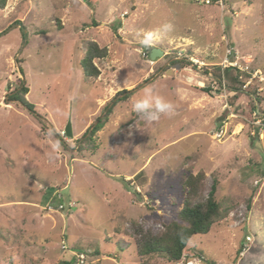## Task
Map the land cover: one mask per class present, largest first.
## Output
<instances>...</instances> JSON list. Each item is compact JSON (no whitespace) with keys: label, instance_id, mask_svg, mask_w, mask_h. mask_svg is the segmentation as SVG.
<instances>
[{"label":"rangeland","instance_id":"374dc122","mask_svg":"<svg viewBox=\"0 0 264 264\" xmlns=\"http://www.w3.org/2000/svg\"><path fill=\"white\" fill-rule=\"evenodd\" d=\"M86 38L109 50L95 59L93 82L81 66ZM152 48L164 54L152 60ZM226 60L251 73L243 79L263 98L253 117V95L235 96L215 78ZM21 83L36 112L12 99ZM146 87L174 104L173 118L131 111ZM122 90L134 94L116 105L97 148L80 152L78 139ZM258 114L264 0H8L0 10V264H264ZM200 171L202 196L218 180L229 216L194 235L179 262L140 256L131 222L162 232L182 206L185 177Z\"/></svg>","mask_w":264,"mask_h":264},{"label":"trees","instance_id":"16d2710c","mask_svg":"<svg viewBox=\"0 0 264 264\" xmlns=\"http://www.w3.org/2000/svg\"><path fill=\"white\" fill-rule=\"evenodd\" d=\"M7 2L8 0H0V10L6 7ZM81 48L83 50L81 66L84 80L93 82L101 74L95 59L106 58L109 54L108 47H101L95 40L86 38L82 39ZM20 71L23 72V69L20 68ZM250 74L236 66H228L224 69L221 66H217L215 78L220 86H223L224 80L225 85L234 90L235 96L241 91L253 95L248 112V115L253 117V113L257 112L256 103H261L263 98L258 95L257 90L252 89L253 85L251 83L246 84V80L243 79L244 77H250ZM20 85L19 88L11 92L12 99L18 101L28 111L36 112L35 104L26 99V94L29 91L28 86L23 83ZM204 90L209 91L210 88H205ZM133 94L134 91L122 90L112 101L106 104L102 115L92 123L83 137L78 139L80 152L85 150L94 151L97 148L95 141L97 133L109 121L116 105L128 100ZM257 116L260 117L261 115L258 114ZM37 118L44 128H48V122L44 118L40 116H37ZM261 118L264 124V115ZM58 137L65 144L63 137L60 135ZM204 179L205 175L202 171L197 174L190 173L185 177L183 181L185 197L182 206L177 210L176 218L166 224L162 232L154 233L151 229H145L139 222H131V227L136 234L137 253L140 256L160 255L171 262H179L194 235L207 234L216 222L222 221L229 216L232 206L225 203V200L216 197L218 180L214 181L207 197L204 198L202 196ZM206 262L207 264H219L212 258L206 259ZM63 264H72V261L64 260Z\"/></svg>","mask_w":264,"mask_h":264},{"label":"clouds","instance_id":"9594fccd","mask_svg":"<svg viewBox=\"0 0 264 264\" xmlns=\"http://www.w3.org/2000/svg\"><path fill=\"white\" fill-rule=\"evenodd\" d=\"M170 24L163 26L164 31L171 29ZM131 111L138 116H144L147 120L159 122L161 116L171 119L175 116L174 104L160 96L153 87H146L139 97H134L130 101ZM53 153L58 154L59 144H54Z\"/></svg>","mask_w":264,"mask_h":264},{"label":"water","instance_id":"95a60500","mask_svg":"<svg viewBox=\"0 0 264 264\" xmlns=\"http://www.w3.org/2000/svg\"><path fill=\"white\" fill-rule=\"evenodd\" d=\"M164 54V52L162 50H160L159 48H152L150 51V58L152 60L156 59L158 56H162ZM65 133L67 136L72 137L73 136V132H72V128H71V123L69 122L67 127L65 128Z\"/></svg>","mask_w":264,"mask_h":264},{"label":"built area","instance_id":"2783aa9c","mask_svg":"<svg viewBox=\"0 0 264 264\" xmlns=\"http://www.w3.org/2000/svg\"><path fill=\"white\" fill-rule=\"evenodd\" d=\"M227 63H229L231 66H236V63H234V62H230V61L228 62V60H226L224 66L228 65ZM257 123H258L259 125H261V126H264L263 121H262V118L258 119V120H257ZM61 207H62V205H61Z\"/></svg>","mask_w":264,"mask_h":264}]
</instances>
